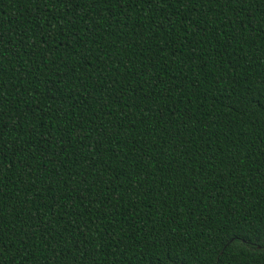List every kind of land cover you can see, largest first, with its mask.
<instances>
[{
    "label": "trees",
    "instance_id": "1",
    "mask_svg": "<svg viewBox=\"0 0 264 264\" xmlns=\"http://www.w3.org/2000/svg\"><path fill=\"white\" fill-rule=\"evenodd\" d=\"M0 264H264V0H0Z\"/></svg>",
    "mask_w": 264,
    "mask_h": 264
}]
</instances>
